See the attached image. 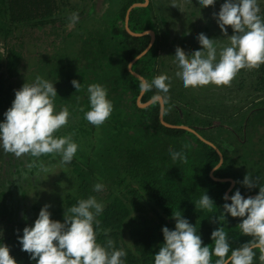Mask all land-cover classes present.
<instances>
[{
  "label": "trees",
  "instance_id": "obj_1",
  "mask_svg": "<svg viewBox=\"0 0 264 264\" xmlns=\"http://www.w3.org/2000/svg\"><path fill=\"white\" fill-rule=\"evenodd\" d=\"M143 2L144 0H102L104 12L97 15L99 18H95L97 0H80L78 3H71L70 0H0V37L7 42L0 52V120L14 98L13 90L19 89L25 81L32 82L36 75H44L42 77L54 82L57 93L53 98L54 110L66 107L69 111L67 123L53 135L71 134L78 145L72 161L66 165L59 161V165L65 168L54 177L53 184L47 191L52 192L51 199L48 194L50 200L43 203L14 201L11 190L17 191L19 188L25 191L21 186L24 178L26 183L32 185L42 183L39 175L45 174L50 165H58L54 163V155L43 154L34 158L29 154H22L16 157L0 149V216L11 223H32L41 206L48 204L53 207L48 209L50 218L62 222L64 211L57 217L53 214L56 210L54 207L60 205L59 202L65 204L66 209L75 204L78 198L92 195L103 203L101 213L95 217L99 222L96 240L103 245L110 238L114 247L123 249L126 254L122 258L124 264H152V255L163 242L160 229L162 226L170 230L174 227L171 211L177 210L182 212L189 223L196 226L202 246L207 244L211 250L210 232L220 226L215 217L222 211L223 203L230 202L222 199L230 182H219L210 177L211 170L220 160L217 151L191 132L165 127L159 118L158 101L146 108L138 106L140 79L131 74L128 65L148 46L150 36L130 35L124 22L129 7ZM258 6L259 14L264 18V3L261 6L259 3ZM169 8L172 9V6L164 0H148L147 6L133 8L129 15L128 26L131 31L141 33L153 30L156 35L151 49L132 66V70L147 81L157 76L159 66L164 64V57H160L162 44L159 39V22L168 25L163 13ZM72 12L77 13L78 20L75 23L79 25L85 21H96L92 26L85 25H90L89 28L92 29L87 32V36L82 35V44L70 55L66 53L63 43L72 38L73 34L67 33L60 41L56 38L59 31L61 30V37L64 26L70 24L68 16ZM55 24L60 26L52 27L51 32L55 38L52 42H57L62 47L55 55L48 54L49 57L45 56L47 53L40 51L33 64L34 72L32 69L28 71V33ZM226 31L227 35L232 34L230 27ZM164 33L168 35L167 30ZM48 36H52L50 32ZM249 70L250 91L252 89L253 92L246 93V100H249L248 111H251V104H255L257 99L263 98L260 102L264 104V64ZM73 79L82 83L79 91L75 92L70 84ZM89 83L103 85L107 90V98L112 102L109 117L99 126H93L84 120L81 111L88 108L86 87ZM154 96H161L164 100L165 122L189 126L208 142L218 146L223 155V163L214 171L213 176L234 180L229 196L237 189L242 197L258 192V186L264 184V167L253 161L251 146H247V142L249 131L253 133L264 115L257 111L245 126L241 121V125H235L233 129H229L228 119L220 121L216 126L218 131L216 129L214 132L211 129L213 122H207L210 130L206 129L208 127L202 126H206V122H198L192 118V113L184 111L186 105L180 103L184 106L181 107L179 102L155 88L145 91L141 103ZM184 118L186 120L182 122L181 119ZM231 118L233 117L229 119ZM241 134L244 136L241 137ZM169 150L182 151L184 159L177 158L173 161L168 154ZM257 152L259 156L264 154V150ZM41 164L43 170L40 168ZM12 171L18 174L17 178L7 180L13 174ZM245 174L254 179L256 187L249 189L241 183ZM36 178L39 183L35 181ZM57 181L64 183V187L71 193L69 201H63V198L57 201L61 192V186L54 187L55 183L58 184ZM98 181L104 185L100 195L99 191L92 189V185ZM1 187L10 189L8 196L2 194ZM202 191L214 202L209 210L194 207ZM22 193L23 197L27 195L19 192L20 196ZM239 221L240 218L227 214L225 222L221 221L230 247L233 248L250 239L241 235L237 226ZM17 231L18 229L7 236L2 235L0 242L8 246L9 255L15 259L16 264H30L29 254L20 250L17 236L21 232ZM253 251L259 255L258 250ZM216 259L217 257L210 256V264H214ZM31 264L35 262L32 261Z\"/></svg>",
  "mask_w": 264,
  "mask_h": 264
},
{
  "label": "clouds",
  "instance_id": "obj_2",
  "mask_svg": "<svg viewBox=\"0 0 264 264\" xmlns=\"http://www.w3.org/2000/svg\"><path fill=\"white\" fill-rule=\"evenodd\" d=\"M215 2L197 0L201 8ZM212 15L227 44L221 46L218 38H209L201 32L195 37L200 45L198 49L185 53L177 46L171 56L177 68L174 75L185 88L226 85L240 69L264 64V18L259 14L257 0H223ZM68 20L75 23L77 13L72 12ZM226 26L231 27V35H227ZM169 79L165 74L153 76L151 81L141 78L138 87L141 92L152 88L167 92ZM70 84L75 92L82 86L75 79ZM13 92L14 98L0 120V149L16 157L29 154L39 158L43 154H54L64 165L72 161L78 145L71 134L53 135L69 117L66 107L54 110L53 98L57 96L54 82L36 75L32 82L25 81ZM86 94L88 108L81 109L83 118L99 126L109 117L112 102L107 98L105 87L98 83H89ZM168 154L173 161L184 159L182 151L169 150ZM40 168L43 170L42 164ZM241 183L249 189L257 186L248 174ZM103 187L99 181L92 185L97 192ZM222 199L230 202L223 203L222 211L215 217L220 226L210 232L211 250L207 244L202 246L196 226L189 223L180 210L171 211L174 227L171 230L161 227L163 242L152 255V264H210V256L217 257L214 264H252L256 255L254 249L259 252L257 259L264 264V184L258 186L254 196L242 197L237 189ZM213 205L202 191L194 207L209 210ZM49 207L48 204L41 206L31 225L26 224L17 236L20 250L29 254L30 264L32 261L35 264H124L123 249L114 247L110 238L103 245L96 240L99 222L95 217L103 209L102 202L92 195L78 198L75 204L64 208L62 222L50 218ZM225 214L240 218L237 226L241 235L250 237L238 247H230L221 225ZM0 264H16L3 242H0Z\"/></svg>",
  "mask_w": 264,
  "mask_h": 264
},
{
  "label": "rangeland",
  "instance_id": "obj_3",
  "mask_svg": "<svg viewBox=\"0 0 264 264\" xmlns=\"http://www.w3.org/2000/svg\"><path fill=\"white\" fill-rule=\"evenodd\" d=\"M164 1L170 6H172V9L170 8L165 9V12L163 13L164 14L163 17H165V22H168V25H166L167 27L165 26V24L161 23L162 21L159 22V27L161 29V31L159 32V39H160V43L162 44L160 51V55L162 56L160 57L162 59L164 57V61H163L164 64L162 66H159L158 73L156 75L165 74L170 78L168 81H166V83L168 84V89L167 92L164 93L174 101L179 102V105L181 107H184L182 104L186 105L184 111H189L190 113H192L193 119H195L196 121L198 120V122H206V126L205 125L202 126L208 127L209 125H207V122L209 121L213 122L211 129L214 132L217 129L216 126L220 124V121L223 122L228 119L227 121L229 123L227 125L229 126V129H233L235 125L239 127L241 125L240 124L241 121L244 123L245 126L247 120L249 122V119L252 117L251 115L253 113L254 114L257 113V111L260 113V115L263 116L264 104L262 105L260 102L263 98L261 99L259 98L255 102V104L254 103L251 104L253 109H251V111H248L249 100H246L248 98V95H246V93L251 92L252 94L253 92L252 89L250 91V79H248L250 75L249 74L250 68L240 69L226 85L208 84L204 86H197L195 88L183 87L180 81L178 80V78H176L174 75V73L177 71L176 65L173 63V57H171L172 55H174V49L177 46H179L185 53H191L193 50L198 49L200 45L195 39L197 33L202 32L209 38H218V43L221 46L227 44V40L224 39L225 36L220 33V30L217 27V24L212 15L213 13L218 11L219 6L221 3H223V1L216 0V2L213 5H210L206 8H201V6L197 3V0H164ZM70 2L78 3L80 2V0H70ZM259 3L261 6L264 3V0H257V5ZM102 4H103L102 0H97L96 16H94L95 18H99L97 17V15L100 16L104 12V8ZM93 22L91 20V21L82 22L83 24L81 23L80 25L77 23L66 24L63 28V31L61 32V37H60L61 30L59 31L58 37L56 38L59 41L63 37H65L67 33L73 34L72 38L67 39L63 43L66 53L68 52L70 55H72V52L76 51L80 47V45L82 44L80 41L82 35L85 34L86 36L88 35L87 32L91 31L92 28L89 27L90 25L91 26L93 25ZM86 24H90V25L85 26ZM58 26H60V24L58 25L55 24L53 26L46 25L41 30L38 31L36 30L34 32L28 33V36H30V41L27 40L28 37L25 39V42L27 40V53L30 56L28 58V61L30 63L28 67V71L32 69L34 72L33 64L36 63L37 61L36 59L38 58L39 56L38 53L40 54V51H42V53H47L45 54V56L49 57V55H55V53L59 50V48L62 47L57 42H52L53 39L55 38L51 32V29L52 27L59 28ZM228 27L230 26H226V28ZM85 30L86 33H83V31ZM165 30H167L168 33L167 36L165 35L166 33H164ZM49 32L52 35L51 37L48 36ZM226 33L228 32L226 31ZM166 38L168 40H166ZM4 44H7V42L0 37V52L2 51V47ZM164 44L166 46H163ZM155 45L157 46V43ZM42 76L44 75H41V77ZM170 111H172V109H170ZM246 111L248 112L245 115ZM230 117L233 118L229 119ZM181 120L183 122L186 120V118ZM243 128H242V132L245 133V130ZM206 129L210 130V127ZM249 133H250L249 137L246 134V137H248L247 146H251L250 150H251V155L253 156L252 159L253 161L258 162L262 167H264V154L259 156L257 152L259 150H264V118L262 119L261 123L257 125L253 133L252 131H249ZM243 136L244 135L241 134V137ZM223 137H225V135H223ZM255 152L256 155H254ZM54 158H55L54 163H57L58 165H53V164L50 165L49 166L50 169L45 174L39 175L42 180V183L37 185L36 184L32 185V183L29 182L26 183V179L24 178L25 180L24 179L22 180L23 185L21 186L24 188L25 191H21L19 190V188L17 189V191L11 190V194L15 196V197L13 196L14 201H38L39 203H43V201H48L49 199L48 194L50 195V199H51L52 192L50 191L47 193V191L50 188V185L53 184V181L55 179L54 177H56V175L59 174L58 172H60L65 168V166L59 165V161H60L59 156L54 155ZM12 172L13 174L11 175V177H8L7 180L17 178L16 176L18 174H15L14 171ZM37 179L38 178H36L35 180L36 182L39 181ZM14 182L16 184L15 180ZM5 184L8 183L6 182ZM56 185L61 186L60 195L58 198L56 197L57 201H60L62 198L63 201H69V199L72 196L71 193L68 192V189L64 187L65 184L62 182L61 183L58 182V184L55 183L54 187ZM1 188H2L1 189L2 194L8 196L10 189L8 190V188L5 187H1ZM19 192H25V194L27 195L23 197L24 193H22V195L20 196ZM104 193L105 191L103 190V194ZM99 195H100V191H99ZM59 203L60 205H56L54 207L56 209L55 211H53L54 216L60 215V213L64 211L63 208L65 204L61 202ZM22 214L23 211L21 210V215ZM26 224L31 225V222L11 223L1 218L0 216V230H2V235L4 236L9 235V233H12L16 229H18L17 232H20V230Z\"/></svg>",
  "mask_w": 264,
  "mask_h": 264
},
{
  "label": "water",
  "instance_id": "obj_4",
  "mask_svg": "<svg viewBox=\"0 0 264 264\" xmlns=\"http://www.w3.org/2000/svg\"><path fill=\"white\" fill-rule=\"evenodd\" d=\"M147 4H148V0H144V2L143 3H135V4H133L132 6H130L129 7V9L127 10V12H126V16H125V22H124V27H125V29H126V31L130 34V35H132V36H135V37H141V36H144V35H149L150 36V42H149V44H148V46L138 55V56H136L130 63H129V65H128V69H129V71L131 72V74L133 75V76H135L136 78H138V79H141V78H143V77H141L139 74H137L136 72H134L133 70H132V66H133V64L138 60V59H140L141 57H143L150 49H151V47L154 45V43H155V39H156V35H155V32L153 31V30H147V31H144V32H141V33H135V32H133V31H131L130 30V28H129V26H128V22H129V15H130V12H131V10L133 9V8H136V7H140V6H142V7H145V6H147ZM156 46V45H155ZM144 79V78H143ZM145 93V91H143V92H140V95H139V97L137 98V103H138V106L140 107V108H146V107H148V106H150L152 103H154V102H156V101H158L159 102V104H160V115H159V118H160V121H161V123L165 126V127H168V128H178V129H184V130H186V131H188V132H191V133H193L195 136H196V138L198 137L203 143H206V144H208L209 146H211V147H213L216 151H217V153H218V155H219V157H220V160H219V163L217 164V166H215L212 170H211V172H210V177L212 178V179H214V180H216V181H219V182H230V187H229V189L226 191V193L225 194H227V195H229V193H230V191L232 190V188L234 187V180H232V179H230V178H226V179H219V178H215L214 176H213V173H214V171L216 170V169H218L221 165H222V163H223V155H222V153H221V150L218 148V146L217 145H215V144H213V143H211V142H208L206 139H204L198 132H196L194 129H192L191 127H189V126H185V125H171V124H169V123H167V122H165L164 121V109H165V105H164V100H163V98L161 97V96H156V98L155 99H150L149 101H147V102H145V103H141V97L143 96V94ZM250 196H254V195H250Z\"/></svg>",
  "mask_w": 264,
  "mask_h": 264
},
{
  "label": "flooded vegetation",
  "instance_id": "obj_5",
  "mask_svg": "<svg viewBox=\"0 0 264 264\" xmlns=\"http://www.w3.org/2000/svg\"><path fill=\"white\" fill-rule=\"evenodd\" d=\"M0 165H1V162H0ZM3 166V165H2ZM3 173V171H2ZM6 183V182H5ZM257 255L253 258V261H252V264H261V262L257 259Z\"/></svg>",
  "mask_w": 264,
  "mask_h": 264
}]
</instances>
